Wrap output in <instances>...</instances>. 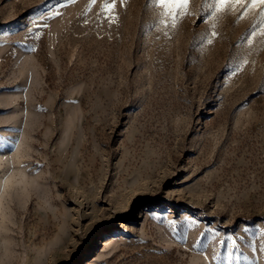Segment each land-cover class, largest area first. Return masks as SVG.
<instances>
[{"label": "rangeland", "instance_id": "rangeland-1", "mask_svg": "<svg viewBox=\"0 0 264 264\" xmlns=\"http://www.w3.org/2000/svg\"><path fill=\"white\" fill-rule=\"evenodd\" d=\"M262 28L0 0V264H264Z\"/></svg>", "mask_w": 264, "mask_h": 264}, {"label": "snow or ice", "instance_id": "snow-or-ice-1", "mask_svg": "<svg viewBox=\"0 0 264 264\" xmlns=\"http://www.w3.org/2000/svg\"><path fill=\"white\" fill-rule=\"evenodd\" d=\"M190 0H157L159 6L164 9V13L168 16H172L175 19V15L180 11L187 8ZM239 6L245 12L251 9H261V18L264 20V0H216V10L223 11L229 7L235 8ZM111 7V5H109ZM264 34V28L261 29ZM215 35V33H213ZM255 35V33H253Z\"/></svg>", "mask_w": 264, "mask_h": 264}, {"label": "bare ground", "instance_id": "bare-ground-1", "mask_svg": "<svg viewBox=\"0 0 264 264\" xmlns=\"http://www.w3.org/2000/svg\"><path fill=\"white\" fill-rule=\"evenodd\" d=\"M7 145H9V144H7V143L0 144V149L5 148ZM14 146L17 147L16 144H15ZM4 183H5V182H4ZM4 183L0 180V187H3V186H4Z\"/></svg>", "mask_w": 264, "mask_h": 264}]
</instances>
